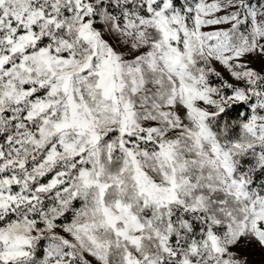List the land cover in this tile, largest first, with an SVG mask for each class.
Instances as JSON below:
<instances>
[{"label":"snow or ice","instance_id":"6c2138e0","mask_svg":"<svg viewBox=\"0 0 264 264\" xmlns=\"http://www.w3.org/2000/svg\"><path fill=\"white\" fill-rule=\"evenodd\" d=\"M0 264H264V0H0Z\"/></svg>","mask_w":264,"mask_h":264}]
</instances>
